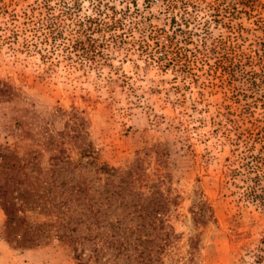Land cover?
Returning <instances> with one entry per match:
<instances>
[{"label":"rangeland","instance_id":"rangeland-1","mask_svg":"<svg viewBox=\"0 0 264 264\" xmlns=\"http://www.w3.org/2000/svg\"><path fill=\"white\" fill-rule=\"evenodd\" d=\"M0 174V264H264V0H0Z\"/></svg>","mask_w":264,"mask_h":264},{"label":"trees","instance_id":"trees-1","mask_svg":"<svg viewBox=\"0 0 264 264\" xmlns=\"http://www.w3.org/2000/svg\"><path fill=\"white\" fill-rule=\"evenodd\" d=\"M111 25L117 26V23H114ZM50 26H52V25H50ZM109 28H111V27H109ZM116 29L117 28L114 27L112 30H109V32L112 33V31L113 30L116 31ZM56 32H57V29H56ZM52 33H53V31H52ZM102 34L105 35L104 32ZM102 34H101V36H102ZM160 36H163L164 38H166V40L169 39V37H170V35L163 30L162 32H160L158 34V36L155 38V40H158L157 38H159ZM82 41L83 40H81V39H77L73 43V46H74L76 51H79V50L83 51L84 49H86V46L84 45V42H82ZM100 170H103L105 173H108V174L116 173V170L114 168L108 167L107 165H101ZM4 173H3V176H5L7 174V172H4ZM133 173H134V171L132 170V168L129 169L124 174L126 180L129 178L132 179ZM2 178H4V177H2V175L0 174V203H1V205L5 211V214L7 216V228L13 229V228H15V226H14L15 224H18L17 227H19V225H20L19 221L21 220V217L18 216V214H17L18 210L15 208L14 203L9 200L8 189H7L8 186H7V183H1ZM5 181H8V177H6V176H5ZM27 238H29V237L27 236ZM30 241H32V240H30Z\"/></svg>","mask_w":264,"mask_h":264}]
</instances>
